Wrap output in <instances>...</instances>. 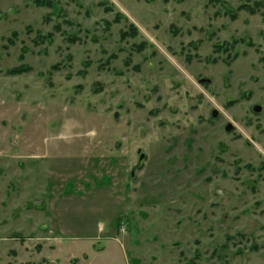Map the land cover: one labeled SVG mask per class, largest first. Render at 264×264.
Listing matches in <instances>:
<instances>
[{
    "label": "rangeland",
    "instance_id": "rangeland-1",
    "mask_svg": "<svg viewBox=\"0 0 264 264\" xmlns=\"http://www.w3.org/2000/svg\"><path fill=\"white\" fill-rule=\"evenodd\" d=\"M0 264H264V0H0Z\"/></svg>",
    "mask_w": 264,
    "mask_h": 264
},
{
    "label": "water",
    "instance_id": "water-1",
    "mask_svg": "<svg viewBox=\"0 0 264 264\" xmlns=\"http://www.w3.org/2000/svg\"><path fill=\"white\" fill-rule=\"evenodd\" d=\"M218 116V113L215 111L214 113H213V117H217ZM231 129H232V126L231 125H229L227 128H226V130L227 131H231Z\"/></svg>",
    "mask_w": 264,
    "mask_h": 264
},
{
    "label": "trees",
    "instance_id": "trees-1",
    "mask_svg": "<svg viewBox=\"0 0 264 264\" xmlns=\"http://www.w3.org/2000/svg\"><path fill=\"white\" fill-rule=\"evenodd\" d=\"M245 7L246 6H243L242 8H245ZM252 13H254V11H252ZM19 73H21L20 69L13 71V74H19Z\"/></svg>",
    "mask_w": 264,
    "mask_h": 264
}]
</instances>
